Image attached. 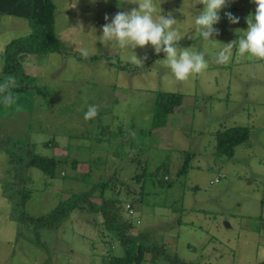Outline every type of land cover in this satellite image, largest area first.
<instances>
[{
    "label": "rangeland",
    "instance_id": "obj_1",
    "mask_svg": "<svg viewBox=\"0 0 264 264\" xmlns=\"http://www.w3.org/2000/svg\"><path fill=\"white\" fill-rule=\"evenodd\" d=\"M53 1L63 52L22 54L27 76L16 77L19 87L13 91L23 111L0 103V183L17 178L8 195L18 202L20 189L29 192L19 211L0 185V230L14 237L11 244L1 241V250L16 252L13 264H110V256H124L117 234L105 229L98 212L74 211L53 228L39 230L26 221L13 229L7 220L17 212L47 220L60 201L88 191L100 205L104 184L106 197L134 210L124 208L135 222L133 232L151 233L168 254L190 264H261L264 60L240 59L234 50L227 66L215 63L218 49L194 38V19L203 5L155 0L162 14L171 12L179 21L176 27L184 36L179 46L205 52L209 63L204 72L178 82L159 62L165 54L157 55L151 45L135 50L148 57L144 67H136L125 50L98 40L118 11L138 8L131 0ZM255 8L251 0H228L214 38L227 44L242 36L236 29H247L246 18ZM226 12L239 23L231 24ZM30 33L28 20L0 15V82L6 77V45ZM81 48L89 50L88 59ZM159 91L183 94L184 104L167 125L153 129ZM90 105L97 106L98 115L85 120ZM235 126L248 127L249 140L232 158L218 156L216 133ZM29 148L68 161L50 177L22 166ZM186 152L193 157L189 171L181 174ZM21 252L25 257L18 256ZM151 257L147 254L145 264H154ZM155 264L168 263L160 258Z\"/></svg>",
    "mask_w": 264,
    "mask_h": 264
},
{
    "label": "trees",
    "instance_id": "obj_2",
    "mask_svg": "<svg viewBox=\"0 0 264 264\" xmlns=\"http://www.w3.org/2000/svg\"><path fill=\"white\" fill-rule=\"evenodd\" d=\"M56 11L57 6L53 0H0L1 16L24 18L28 20L31 27L30 34L13 39L6 45L4 52L5 61L2 67L4 75L11 74L19 79L27 76L20 58L22 54L42 55L63 52L61 40L56 32ZM77 59L81 60L82 58L77 57ZM108 60L110 59L108 58ZM111 65H114V63H111ZM121 68L123 70L126 69V67ZM183 104V94L159 91L154 108L153 129L167 125L168 117L180 111L183 108ZM250 133L248 127L240 126L220 130L216 133V154L232 158L236 153V148L249 140ZM2 147H4V144ZM7 151L13 154L11 150L7 149ZM27 157V161L22 164V166L24 165L23 167L38 168L50 177L56 175L59 165L68 161L66 158L59 159L42 156L34 153L30 148L27 151ZM191 157H193V154L186 152L183 166L179 171L181 174H186L189 171ZM11 158V161H14V155ZM16 182L17 178L14 181L5 183L4 192L10 201L18 203L14 208L21 211L29 198V192L26 190L21 191L20 189L17 194L21 198L19 202L16 201V196L8 195L9 187L15 186ZM100 185L102 187V202L100 205L92 201L94 193L88 191L74 194L68 199L60 201L47 220L46 217L35 219L25 216L23 212L22 214L17 212L14 215L18 221L29 222L34 226L35 230H39L44 227L53 228L74 211L98 212L104 219L105 229L117 234L125 250V254L122 257L110 256V264H145L147 262V254L152 255L150 261L154 264L158 263L160 258H163L168 264H190L181 260L178 254L173 256L168 254L165 247H160L157 241L152 240L151 233L140 231L134 233L133 229L136 227L134 220L124 215V208H127L126 205L119 199L106 197V185ZM96 188L97 186L93 190ZM130 207L132 208V206ZM127 210H129V207ZM261 264H264V261Z\"/></svg>",
    "mask_w": 264,
    "mask_h": 264
},
{
    "label": "clouds",
    "instance_id": "obj_3",
    "mask_svg": "<svg viewBox=\"0 0 264 264\" xmlns=\"http://www.w3.org/2000/svg\"><path fill=\"white\" fill-rule=\"evenodd\" d=\"M256 5L254 14L246 18L247 29H236L243 32L239 38L223 44L214 37L219 35V30L214 27L221 20L220 12L228 6V0H194V4L203 5L194 19V38H202L208 45L217 48L214 62L227 66L235 55L240 59L264 60V0H251ZM138 8L118 11L102 26V35L98 40L103 44H112L128 53V62L136 67H144L147 55L139 57L137 48H146L151 45L154 52L165 54L159 62L178 82H186L195 74H200L208 69L209 63L205 59V52L194 51L192 47L182 48L179 42L184 38L176 25L179 21L171 12L162 14L155 0H131ZM225 16L231 24L239 23V17L231 12ZM108 21L109 17L105 16ZM81 56L88 59L90 52L87 48L80 49ZM19 87L15 76L9 74L0 82V103L5 107H15L17 113L23 107L17 103L18 96L13 91ZM98 115L97 106L90 105L84 115L85 120L95 119Z\"/></svg>",
    "mask_w": 264,
    "mask_h": 264
},
{
    "label": "crops",
    "instance_id": "obj_4",
    "mask_svg": "<svg viewBox=\"0 0 264 264\" xmlns=\"http://www.w3.org/2000/svg\"><path fill=\"white\" fill-rule=\"evenodd\" d=\"M0 185H1V183H0ZM1 190H2V192L5 191V183H3V184L1 185ZM4 193H5V192H4ZM7 220H9L10 222L14 223L13 226H12V228H13V229L17 228V230H19V225L23 223V222H21V221H18V220L16 219V216H15L14 214H11V215L8 217ZM7 220H6V221H7ZM6 221H5V222H6ZM12 238H14V237H12ZM12 238L9 236L8 231H6V234H5V233H3L2 230H0V243H1V241H6L8 244H11L12 241H13ZM0 250H1V247H0ZM10 255H11V256H10ZM24 255H25V253H24V252H21L20 255H18V256H20V258H21V257H23ZM15 257H16V252L13 253V252H11V251H9V250H8V251H3V250L0 251V259H1L0 261H2L4 258H7V260H10L11 263L13 264V260H14ZM24 257H25V256H24ZM23 261H24V260H23ZM3 263H4V261L1 262V264H3Z\"/></svg>",
    "mask_w": 264,
    "mask_h": 264
},
{
    "label": "built area",
    "instance_id": "obj_5",
    "mask_svg": "<svg viewBox=\"0 0 264 264\" xmlns=\"http://www.w3.org/2000/svg\"><path fill=\"white\" fill-rule=\"evenodd\" d=\"M130 211H131V213H133V212H134V210H133V209H131Z\"/></svg>",
    "mask_w": 264,
    "mask_h": 264
}]
</instances>
